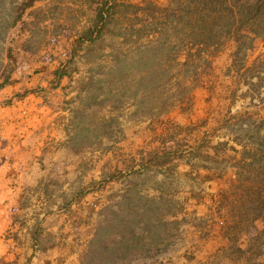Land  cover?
<instances>
[{"label":"crops","instance_id":"1","mask_svg":"<svg viewBox=\"0 0 264 264\" xmlns=\"http://www.w3.org/2000/svg\"><path fill=\"white\" fill-rule=\"evenodd\" d=\"M80 31L37 52L20 49L13 82L0 91V264H82L104 211L136 192L177 200L187 238L156 259L126 264H212L223 234L214 221L209 231L206 222L185 223L193 214L214 220L213 198L236 180L248 135L261 134L264 112L248 100L259 80L243 74L257 47L241 70L230 41L207 56L210 65L198 78L181 75L165 92L138 88L117 109L109 102L90 106L86 114L97 111L102 119L96 127L94 116L77 117L93 75L76 66L95 42L84 41L71 55ZM63 62L70 68L52 87Z\"/></svg>","mask_w":264,"mask_h":264},{"label":"trees","instance_id":"2","mask_svg":"<svg viewBox=\"0 0 264 264\" xmlns=\"http://www.w3.org/2000/svg\"><path fill=\"white\" fill-rule=\"evenodd\" d=\"M37 1L42 0H24L16 7L17 12L12 16L6 7V0H0V91L13 82L14 68L4 60L13 46L6 43L24 35L22 49L37 52L43 44L47 46L55 41L70 40L68 34L71 29L59 23L60 16L53 13V8H33ZM87 3H90L89 8L93 10L94 18L79 32L75 39L78 44L72 48L71 55L77 54L84 41L101 38L116 12L115 0H87ZM135 7L136 10L142 9L138 5ZM151 16L161 24V34H183L182 41H158L157 44L149 42L139 45L140 60L118 58L109 72V79L122 81L132 74L134 68L146 70L142 80L145 81L143 89L148 94V88L153 89L159 85L157 74L163 69L159 57L165 50L169 56H173L171 58L174 63H171V67L179 66L170 80L179 79L181 75L182 78H198L199 68L205 66L204 72L210 65L207 56L219 51L228 40L234 39L237 42L234 63L239 70L246 67V58L249 51L256 48V42L261 40L263 43L262 52L243 73L247 81L258 74L257 85L263 84L260 75L264 73V0H170L167 6H154ZM47 20L54 22L51 23L50 32L47 29L48 23L43 28ZM11 30L16 31L15 35L12 36V41H6ZM16 36L19 38L16 39ZM180 54L186 56L181 66L180 62L175 63ZM157 62L160 64L158 67ZM61 64L50 83L52 87L60 84L70 68L69 63ZM96 83L95 77L91 76L85 84L87 95L81 99L83 109L77 111V117L81 116L80 121L87 117L86 111L90 106H102L109 102L117 109L123 102L121 97H111L114 95L112 88L104 94L102 87ZM27 93L28 90L18 92L14 98ZM14 98L7 99L5 104L11 103ZM116 120L117 117L111 118L110 127ZM106 125L107 123L104 124ZM260 127L264 129V120ZM81 133L84 134L83 131ZM257 137L256 145L245 148L238 160V183L233 185L231 191L223 194V205L229 206L232 219L226 233L229 243L241 257L250 253L247 257L249 260H255V264H264L260 260L264 256V135ZM181 209L179 202L172 197H152L139 192L122 195L119 201L104 211V218L88 244L82 264H126L137 259H156L174 244L182 225L177 217ZM243 223L246 224L244 227ZM244 238L248 240L246 247L241 242Z\"/></svg>","mask_w":264,"mask_h":264},{"label":"rangeland","instance_id":"3","mask_svg":"<svg viewBox=\"0 0 264 264\" xmlns=\"http://www.w3.org/2000/svg\"><path fill=\"white\" fill-rule=\"evenodd\" d=\"M23 1L24 0H6V7L8 8V12L12 16L13 14L15 15L17 12L16 7L19 6ZM169 2L170 0H115L116 12L114 13L112 20L108 22V26L105 33L102 35L101 38H99L95 42L89 43L85 46V55L76 67L81 69L84 75H93L95 77V80L97 81L96 84L102 87L104 94H107L112 88L114 95H112L111 97H121L124 101H129L134 96H137V89H143V84L145 83V81H143L142 79L146 75V70L134 68L132 70V74L128 78L123 79L122 81H115L113 79H109V72L113 65H115L118 61V58L121 60L127 58V61H139V45L143 46L144 44H148L149 42H152V44H157L158 41H171V43L173 41H182L181 39L184 37L183 34H181L180 36L174 33L170 36L167 34H161V24L158 23L157 19H154L153 16H151V11L154 6L164 7L167 6ZM89 5L90 3H87V0H42L37 1L33 8L43 7L46 10H51L53 8V13L57 16H60L59 23H62L66 27L69 26L68 28L71 29L69 34L72 33V37H74L77 36L78 31H80L82 28L84 29V27H87V24L90 23V20L94 18L93 10L89 8ZM94 5H96V3ZM136 5L142 7V9L136 10ZM14 6L15 8L13 9ZM31 10L32 9L28 10L27 12L28 17L30 16ZM8 16L10 15H7V17ZM53 19L55 20V17ZM51 23L54 22H49L48 25L44 23L43 28L47 25V29L50 32L52 29ZM145 24L148 26L143 27V25ZM143 28H146V30H144ZM15 32L16 31L14 30L9 31L6 41H12L11 38L15 35ZM46 37L47 39H49L48 36ZM17 38H19V36H16V39ZM24 40L25 36L22 35L20 39H17L10 43H6V45H12L13 47L11 46V52L6 53L4 60L5 63H10V65L14 68V71L17 66L16 61L18 60L20 55L19 50L22 49L21 46ZM230 41H234V43L237 44L234 39L228 40L226 44L229 45ZM262 46L263 43L261 42V40H258L256 42L257 49L254 51L255 54L252 53L250 55V61L252 60L253 62V60L255 59L254 57L261 52ZM42 47L45 48V44H43ZM251 52L252 50L249 51V53ZM171 57L173 56H169L166 50L163 51L162 56L159 57L163 69H160L159 73L157 74V83H159V85L157 84V89L163 92L168 91V89L171 88L173 79L170 80V76L176 73V71L178 70L177 68H179V66L176 68L175 66L173 68L171 67V63H174ZM182 57L184 58V54H180L179 60ZM179 60H176L175 63L179 62ZM158 66H160V64L157 62V67ZM260 76L263 78V84L260 85L258 89H253L252 97L248 98V100H250V102H252L255 107L257 106L262 112H264V73H262ZM249 80L251 82L258 81V74L249 78ZM158 96V99L162 101L161 95ZM87 116L88 117L83 120L88 122V119H91V117L94 116L93 124L95 125L97 123L96 127L102 122V119L98 117L97 111L89 112ZM80 117L81 116H79V119ZM261 121L257 125L260 126ZM232 122L238 123L239 121L233 120ZM239 124L242 127L244 126V128L250 126L247 120L241 121L239 122ZM263 131L264 130L262 129L261 134L258 135L259 137L264 135ZM257 139L258 137H256V135H248L246 139L247 143L249 144L248 148L255 146L257 143ZM238 173L236 180L228 189L229 191L232 190L234 184L238 183ZM223 194L220 192L216 195V198H213L212 213H214V216L216 215L215 218H213L214 220H204L200 218V216L193 214L189 216L188 221L185 224L191 227H196L200 224H203V222H206L204 228L209 231L214 221L216 227L220 230L221 234H223L224 241L221 244L222 249L220 253L216 255L215 258L210 260L212 264H255V260H249L247 258L250 256V253L246 256L242 255L241 257L240 253L237 252V249L233 248L231 243H229L228 238H226V233L228 229L227 227L231 223L232 219L230 216L229 206L223 205ZM244 225L246 224L243 223L242 226L244 227ZM186 238L187 236H185L179 231L172 246L185 243ZM241 242L242 245L246 247L248 240L247 238H244L241 239ZM260 260L264 262V256Z\"/></svg>","mask_w":264,"mask_h":264}]
</instances>
